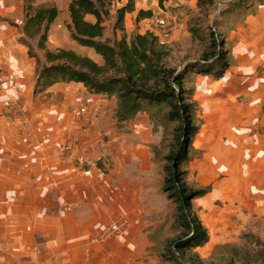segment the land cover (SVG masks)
<instances>
[{
  "label": "rangeland",
  "instance_id": "rangeland-1",
  "mask_svg": "<svg viewBox=\"0 0 264 264\" xmlns=\"http://www.w3.org/2000/svg\"><path fill=\"white\" fill-rule=\"evenodd\" d=\"M130 1L135 12L125 15L123 32L115 29L114 10L126 0L113 1L110 16L104 22L103 40L112 44L123 36L128 40L137 33H152L169 51L167 66L177 70L187 63L198 62L204 53L211 51L210 31L216 34V41L221 42L222 48L229 50L230 59L231 48L237 46V31L247 28L248 23L253 25L250 13L264 3V0H254L253 8L245 14L227 16L221 11H226L227 4L235 0H216L213 6L203 8L198 7L197 0H167L162 9L156 0ZM68 3L69 0H38L35 3L37 6H54L58 10L57 18L49 27L47 49L71 50L101 65V57L92 49L80 47L70 38ZM24 6L25 0H0V46L7 55V61L0 65V86L5 92L0 90V95L2 101L8 100L9 107L11 103L17 107L11 112H3L2 119L13 125L15 131L25 121H31L39 139L52 133L51 130L56 133L57 128H65L66 141L76 142L83 165L100 175L101 193L96 190L99 213L95 228L91 229L86 240L89 246H98L93 249L94 253L107 257L113 264H264V261H235L223 250L226 245L259 250L254 239L245 240L243 236L249 235L264 243V218L251 219L246 225H242L241 220L238 224L230 222L225 215L227 212L223 211L227 197L211 200L208 195L193 199L190 208L197 225L208 234L207 243L185 251L189 263L170 260L171 243L183 236V229L174 224L177 202L169 196L170 192L163 191V180L165 168L169 165L166 157L174 151L178 124L167 120V107L153 105H143V111L133 119L119 122L115 116L116 95L92 94L76 83H61L40 91L35 85L37 62L28 57L23 45ZM138 10H150L152 16L137 21ZM252 31L254 26L246 35H252ZM6 39L9 42H4ZM252 43H246L250 50L255 48ZM30 44L41 66L44 64L43 52L35 48L34 40ZM262 59L257 57V63H261L257 73L263 66ZM197 76L186 74L182 85L185 91L192 90L193 101ZM80 112L82 114L78 116ZM197 114L196 106L195 124ZM199 138L196 135L195 140ZM201 153L190 150L191 160L181 165L185 171L184 180L193 190L206 187L212 190L221 182L223 167H207L206 173L211 176L207 177L202 171L205 165L202 168L199 161ZM80 191L86 192L84 185ZM81 200L86 201L87 197ZM85 207L82 205L81 210ZM118 220L127 225L122 236L105 242L94 241L100 238L106 227Z\"/></svg>",
  "mask_w": 264,
  "mask_h": 264
},
{
  "label": "crops",
  "instance_id": "crops-1",
  "mask_svg": "<svg viewBox=\"0 0 264 264\" xmlns=\"http://www.w3.org/2000/svg\"><path fill=\"white\" fill-rule=\"evenodd\" d=\"M250 16L253 25L237 28L228 70L218 80L198 75L193 97L200 138L192 150L202 152L205 174L209 166L223 167L221 182L204 196L227 197L225 215L242 225L264 218V63L257 73L261 63L256 61L258 56L264 61V3ZM251 26L252 35H246ZM4 33L9 35L7 29ZM6 56L0 46V65ZM1 99L0 264H113L94 253L98 246L86 243L99 213L100 175L83 165L76 142L66 141L65 128L41 139L31 121L15 131L2 118L17 107Z\"/></svg>",
  "mask_w": 264,
  "mask_h": 264
},
{
  "label": "trees",
  "instance_id": "trees-1",
  "mask_svg": "<svg viewBox=\"0 0 264 264\" xmlns=\"http://www.w3.org/2000/svg\"><path fill=\"white\" fill-rule=\"evenodd\" d=\"M38 0H25L23 21V45L27 48L29 58L37 62L38 74L36 87L40 91L47 90L61 83L82 85L92 94L116 95L117 121H129L137 113L143 111V105L164 106L168 108L166 118L177 123L174 151L166 157L169 165L165 168L163 191L170 192V197L177 202V214L174 224L183 230V236L171 243L170 260L189 263L185 259V251L201 247L208 241L204 228L197 225L190 211L191 201L207 194L211 188L200 190L190 188L185 180V171L181 165L191 160L190 150L195 146L198 127L194 123L193 114L196 104L192 100V90L182 88L186 74H198L203 77L220 79L229 68V50L222 48L216 41V34L210 31L211 44L208 53H204L198 62L185 64L177 70L167 66L169 51L159 43L152 33L134 34L128 40L123 36L112 44L103 40L105 20L110 16L114 0H69L67 30L70 38L78 46L92 49L101 57L102 64L90 57L82 56L71 50H49L46 47L50 25L58 16L54 6H37ZM122 1V0H120ZM167 0H156L159 8H163ZM216 0H197L199 8L213 6ZM254 6V0H235L227 4V16L245 14ZM115 29L124 31L126 14L134 13V5L130 0L115 6ZM137 21L152 16L150 10H138ZM191 33L192 30H190ZM194 34V33H193ZM35 41V48L43 52L44 64L39 60L30 42ZM196 147V146H195ZM245 240H255L259 250L242 248V246L223 247L235 261H264V243L249 235ZM192 264V263H189Z\"/></svg>",
  "mask_w": 264,
  "mask_h": 264
},
{
  "label": "built area",
  "instance_id": "built-area-1",
  "mask_svg": "<svg viewBox=\"0 0 264 264\" xmlns=\"http://www.w3.org/2000/svg\"><path fill=\"white\" fill-rule=\"evenodd\" d=\"M81 114H82V112H80L78 114V116ZM262 138L264 140V119H263V135H262ZM126 230H127V225H126L125 221H123V220L115 221V222L111 223L108 227H106V229L100 234V238L98 240H94V241L95 242H97V241L105 242L109 238L122 236L126 232Z\"/></svg>",
  "mask_w": 264,
  "mask_h": 264
}]
</instances>
